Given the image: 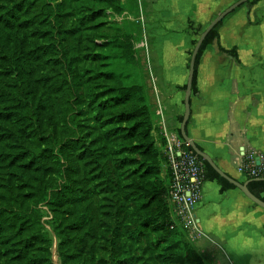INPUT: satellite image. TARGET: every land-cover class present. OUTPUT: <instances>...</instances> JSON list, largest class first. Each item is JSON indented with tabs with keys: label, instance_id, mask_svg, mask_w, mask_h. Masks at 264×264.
I'll use <instances>...</instances> for the list:
<instances>
[{
	"label": "trees",
	"instance_id": "16d2710c",
	"mask_svg": "<svg viewBox=\"0 0 264 264\" xmlns=\"http://www.w3.org/2000/svg\"><path fill=\"white\" fill-rule=\"evenodd\" d=\"M124 11L122 0H0V264H204L171 217L133 35L109 21ZM87 56L97 65L84 70ZM203 162L205 181L236 188ZM248 187L264 200V179Z\"/></svg>",
	"mask_w": 264,
	"mask_h": 264
},
{
	"label": "crops",
	"instance_id": "0c3cea01",
	"mask_svg": "<svg viewBox=\"0 0 264 264\" xmlns=\"http://www.w3.org/2000/svg\"><path fill=\"white\" fill-rule=\"evenodd\" d=\"M235 1L140 0L142 16L157 38L151 74L158 128H166L172 139H181L196 37L190 23L205 25ZM217 30L219 39L200 59L187 132L221 169L247 181L250 169L264 163V0L241 5ZM195 213L204 233L197 245L214 253L220 264H264V209L238 188L222 191L217 181H206Z\"/></svg>",
	"mask_w": 264,
	"mask_h": 264
},
{
	"label": "rangeland",
	"instance_id": "374dc122",
	"mask_svg": "<svg viewBox=\"0 0 264 264\" xmlns=\"http://www.w3.org/2000/svg\"><path fill=\"white\" fill-rule=\"evenodd\" d=\"M123 5L125 6V11L122 14H112V16L109 18L110 22H119L122 23L129 32L133 35V42L137 49V56L138 60L136 62V68L138 73V81L142 82L143 80H146L151 88V100L150 103L152 104V110L154 112L153 116V128L151 132V136L153 138L154 146L159 150L160 155L162 158L165 159L163 162L165 172L163 174L167 173V163L168 159L166 156V145L167 140L165 138V133L163 131V127H159V123L161 121V116L158 114L159 111V105L158 102L155 101V88L153 85V78H152V68L154 66V62L156 60V47L155 43L157 42V38L155 36H152L153 29H150L148 26V20L143 18L145 17V14L142 16V9H141V2L140 0H122ZM123 19H125L123 21ZM212 20V19H211ZM209 20L205 25H203V29L207 26V24L211 21ZM123 21V22H122ZM202 33V32H201ZM200 35L196 36V41L198 40ZM96 42L101 44L103 40L101 38H97ZM85 48L83 49V55L88 54L89 52V45L90 42L86 41L85 38ZM97 64L96 62H93V59L89 56H87L86 60L83 62L82 67L84 70L95 67ZM129 71L133 74L132 65H129L128 67ZM161 125V124H160ZM167 161V162H166ZM5 177L0 176V184L4 182ZM2 189V187H0ZM170 212L171 217L174 223L177 222V214L175 210V206L170 201ZM180 229L184 231L185 239L197 249L198 253L200 254L202 261L204 264H220V261L216 258H214V253H209L207 248H202L197 245V240L199 238L194 237L185 227L181 225ZM229 264H234V261L229 260Z\"/></svg>",
	"mask_w": 264,
	"mask_h": 264
},
{
	"label": "built area",
	"instance_id": "2783aa9c",
	"mask_svg": "<svg viewBox=\"0 0 264 264\" xmlns=\"http://www.w3.org/2000/svg\"><path fill=\"white\" fill-rule=\"evenodd\" d=\"M167 140L166 156L171 172L170 201L175 206L178 223L185 227L194 237L204 235L195 213V205L201 200L202 187L205 181V165L202 159L187 149L181 139L169 137L164 128ZM250 178L264 177V163L249 171Z\"/></svg>",
	"mask_w": 264,
	"mask_h": 264
},
{
	"label": "water",
	"instance_id": "95a60500",
	"mask_svg": "<svg viewBox=\"0 0 264 264\" xmlns=\"http://www.w3.org/2000/svg\"><path fill=\"white\" fill-rule=\"evenodd\" d=\"M250 0H237L228 7H226L224 10L219 12L204 28L202 33L200 34L194 48L191 54L190 62H189V73H188V80L186 85V91H185V110L183 113V118L180 125V133L184 140V142L192 148L195 154H197L199 157H201L203 160H205L221 177L229 181L231 184H233L236 188H238L248 199H250L255 205L261 207L264 209V200L257 197L255 194L251 192V190L248 187V184L250 181L253 180H262L264 177H258V178H251L247 181H239L238 179L232 177L228 173H226L223 169L219 167V165L216 163V161L203 149L199 147V145L189 136L187 132V124L190 119L191 115V95L193 93V80H194V74H195V65H196V59L197 55L199 53V50L209 34L211 30L216 28L223 19L235 11L238 7L241 5L249 2Z\"/></svg>",
	"mask_w": 264,
	"mask_h": 264
}]
</instances>
